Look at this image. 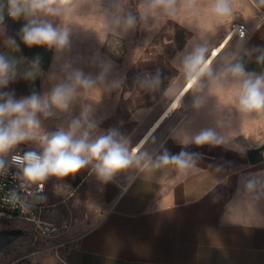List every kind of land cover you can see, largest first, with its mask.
Masks as SVG:
<instances>
[{"label": "crops", "instance_id": "1", "mask_svg": "<svg viewBox=\"0 0 264 264\" xmlns=\"http://www.w3.org/2000/svg\"><path fill=\"white\" fill-rule=\"evenodd\" d=\"M8 3L0 0V55L15 61L16 75L0 91L43 97L80 71L93 83L77 88L68 111L40 116L39 133L67 130L86 112L90 139L116 129L135 151L108 181L91 165L45 181L36 196L45 218L72 224L34 245V225L18 220L35 264H264V113L239 110L240 81L226 72L241 63L264 73V0H229L227 17L212 13V0H176L172 12L152 0H71L61 16L42 17L69 30L62 51L26 47L20 29L32 17L12 20ZM129 14L132 27L123 22ZM236 22L251 30L245 39L231 36ZM123 33L127 41L112 36ZM198 47L209 68L189 88L195 73L185 59ZM209 128L220 142L195 145ZM165 150L192 153V162L183 170L158 164Z\"/></svg>", "mask_w": 264, "mask_h": 264}, {"label": "clouds", "instance_id": "2", "mask_svg": "<svg viewBox=\"0 0 264 264\" xmlns=\"http://www.w3.org/2000/svg\"><path fill=\"white\" fill-rule=\"evenodd\" d=\"M70 3L71 0H9L8 17L14 21L32 17L20 29L21 39L26 47H47L62 51L69 45V30L42 17H59ZM194 3L195 0H187L190 7ZM152 6L172 12L175 10L176 0H152ZM211 11L217 17L229 16V0H212ZM3 21V15H0V24ZM119 22L118 20L117 23ZM123 22L127 27H132L136 23V17L129 14ZM8 43L18 47L14 40ZM205 52V48L198 47L185 59L186 69L195 73L189 88L195 84L197 76L209 68ZM261 62H264V55L257 57V63ZM33 63L38 65L39 57ZM226 72L240 81L237 93L239 110L245 113H264V73L248 72L241 63L230 65ZM15 75V61L0 55V89L7 88L14 81ZM92 83L89 77L76 71L69 82L57 84L43 97L32 93L17 98L14 92L0 91V156L12 153L18 146L28 142L39 145V151L27 150L10 156V166L15 167L28 184L42 188L50 177L65 178L75 175L89 165L100 180L108 181L133 163L135 151L129 152L127 141L116 129H111L94 140L90 139L89 131L84 126L87 124L88 129H91L93 125L87 120L86 112L80 119L73 120L67 130L60 129L42 135L39 133L40 116L49 117L53 108L61 112L68 111L77 88H87ZM219 142L216 132L210 128L201 130L193 139L197 146ZM193 155L186 151L171 154L165 150L158 157V164H174L183 170L189 167ZM5 164L6 161L0 158V171L5 169Z\"/></svg>", "mask_w": 264, "mask_h": 264}, {"label": "built area", "instance_id": "3", "mask_svg": "<svg viewBox=\"0 0 264 264\" xmlns=\"http://www.w3.org/2000/svg\"><path fill=\"white\" fill-rule=\"evenodd\" d=\"M249 27L242 22H236L232 25L231 36L245 39L250 34ZM32 148L18 146L12 153L5 154L3 159L6 161L5 169L0 171V219L7 221L24 220L34 225L35 238L34 245L37 243V237L59 238L66 235L71 227L70 220L51 221L45 218L46 205L36 201V196L43 195L46 191V182L43 187L30 185L25 182L19 171L10 166V156L16 152L21 154ZM39 151V150H37ZM68 243H60L56 249L67 246Z\"/></svg>", "mask_w": 264, "mask_h": 264}, {"label": "rangeland", "instance_id": "4", "mask_svg": "<svg viewBox=\"0 0 264 264\" xmlns=\"http://www.w3.org/2000/svg\"><path fill=\"white\" fill-rule=\"evenodd\" d=\"M112 36L120 42L127 41L125 33ZM3 156L0 158L3 159ZM32 250V242L18 233V220L0 219V264H35Z\"/></svg>", "mask_w": 264, "mask_h": 264}, {"label": "bare ground", "instance_id": "5", "mask_svg": "<svg viewBox=\"0 0 264 264\" xmlns=\"http://www.w3.org/2000/svg\"><path fill=\"white\" fill-rule=\"evenodd\" d=\"M217 53V51H215Z\"/></svg>", "mask_w": 264, "mask_h": 264}]
</instances>
